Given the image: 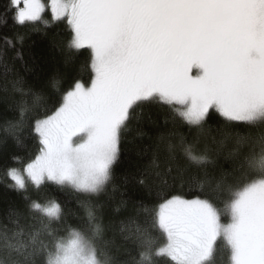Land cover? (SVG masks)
<instances>
[{
  "label": "snow or ice",
  "instance_id": "obj_1",
  "mask_svg": "<svg viewBox=\"0 0 264 264\" xmlns=\"http://www.w3.org/2000/svg\"><path fill=\"white\" fill-rule=\"evenodd\" d=\"M9 3L17 25L66 22L65 62L87 50L91 75L89 82L74 78L56 106L31 121L29 113L41 96L34 93L31 106L22 100L19 118L5 129L17 144L24 129L37 142V153L23 171L7 170L9 186L27 192L29 183L36 188L50 183L82 195L85 223L68 224L54 198L41 203L25 196L33 222L22 225L23 214L10 213L15 227L0 231V264H115L98 246L104 229L91 198L112 184L121 141L148 104L167 107L193 137H179L185 166L174 169L168 163L162 172L153 159L160 202L142 208L147 226L122 222L125 239L139 248L134 264H217L221 250L225 264H264V0ZM19 85L13 81V90L26 96ZM213 112L223 121L215 131L234 143L227 157L231 171L219 175L209 170L216 161L208 148L197 147L213 132L207 127ZM253 128L261 129L258 135ZM245 145L251 150L242 151ZM173 149L169 143L170 161ZM169 180L188 183L201 195H169ZM138 182L144 185L146 176Z\"/></svg>",
  "mask_w": 264,
  "mask_h": 264
},
{
  "label": "trees",
  "instance_id": "obj_2",
  "mask_svg": "<svg viewBox=\"0 0 264 264\" xmlns=\"http://www.w3.org/2000/svg\"><path fill=\"white\" fill-rule=\"evenodd\" d=\"M9 0H0V231L5 228L11 230L15 225L11 222L13 211L23 214L20 219L22 225L33 221L26 212L25 196L41 203L50 198L59 201L66 213V222L73 226H83L86 220L85 209L78 201L86 198L82 195L63 190L53 184H45L40 188L28 184L27 192H19L9 185L12 183L6 172L9 168L23 169L37 153L36 140L27 134V129L20 133L22 143L17 144L14 136L5 129L9 122L19 118V103L24 100L29 106L33 103V94L41 96L39 107L29 113V121L37 116H43L46 110L56 106L61 93L65 91L79 77L82 82H89L91 75L88 64V52L82 50L83 55L75 56L66 63L68 50L66 43L70 38V30L66 22L17 25L10 11ZM50 20V13H45ZM22 37V40L18 39ZM88 65L87 67H85ZM20 81L26 96L15 92L13 81ZM54 81H59L57 86ZM7 87V91H5ZM207 127L213 129L210 136L203 138L197 145L199 149L208 148L211 158L216 161L211 172L219 175L221 171L230 172L231 161L227 159L234 148L231 139L219 135L215 130L223 128L222 118L213 112L207 121ZM250 131L258 135L261 129L253 128ZM184 136L192 140L193 133L189 127L179 119H173L167 107L157 104L145 105L140 110L139 119L130 123V131L125 133L120 145L119 159L114 166V180L105 193L92 197L91 203L96 208L97 215L103 225V234L99 243L115 264H134L139 259L138 245L129 239L127 231L121 232L122 222L126 226L135 228L147 226L143 207L152 208L160 201L157 195V185L154 183L151 165L155 158L163 172L168 163L173 168L177 165L185 166V158L178 146L179 137ZM215 136V140L211 137ZM223 141V143H221ZM174 145V160H169L168 144ZM251 150L245 145L242 151ZM258 151V146L256 147ZM17 158V159H14ZM195 168H189L194 173ZM174 174V173H173ZM146 176V183L138 181ZM171 187L167 193L182 194L187 199H194L201 195L199 189L188 183L181 185L169 180ZM218 207H222L219 200H214ZM73 215H68V212ZM227 222V217L224 218ZM130 221L134 223L130 224ZM226 253L221 250L217 255V264H225ZM158 264H166L160 260Z\"/></svg>",
  "mask_w": 264,
  "mask_h": 264
},
{
  "label": "rangeland",
  "instance_id": "obj_3",
  "mask_svg": "<svg viewBox=\"0 0 264 264\" xmlns=\"http://www.w3.org/2000/svg\"><path fill=\"white\" fill-rule=\"evenodd\" d=\"M195 71V70H194ZM21 171H23V169L21 170ZM26 178V177H25Z\"/></svg>",
  "mask_w": 264,
  "mask_h": 264
}]
</instances>
